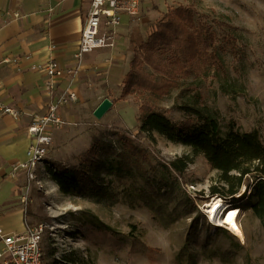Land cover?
<instances>
[{
	"label": "rangeland",
	"instance_id": "1",
	"mask_svg": "<svg viewBox=\"0 0 264 264\" xmlns=\"http://www.w3.org/2000/svg\"><path fill=\"white\" fill-rule=\"evenodd\" d=\"M178 4H193L208 15L206 19L217 35L214 49L224 68L211 69L204 76L190 75L183 80L182 88L173 89L159 101L161 110L170 120L179 121L187 116L179 105L197 106L217 120L222 133L255 129L264 145V0H140L139 14L131 20L144 21L131 27L142 32L131 36L135 42L130 44V58L155 21ZM212 18L223 21L224 28L220 29ZM119 96H111L115 104L101 118L92 114L95 103L70 109L77 115L71 120L65 118L70 124L54 131L35 179L22 180L19 205L25 222L29 226L46 225L41 240L43 264H64L69 259L78 264H264V218L260 219L252 209L257 195L249 194L250 187L256 180L264 179V174L246 177L235 195L239 197L246 189L245 197L233 205L240 209L238 223L244 233L241 240L205 215L204 199L214 197L210 187L226 186L219 181L218 172L209 167L202 154L187 146L157 133H138V102L132 95L124 99ZM123 130L147 151L152 165L150 175L162 176L173 188L171 194L153 197L151 206L139 198L137 203H131L135 192L127 189L125 181L111 175H105V185L115 195L112 201L59 190L47 171L51 162L70 164L76 154L88 147L93 136L111 143ZM175 157L187 159L181 176L162 166ZM259 167L264 170V162ZM184 194L198 199L200 214L185 213L180 203ZM192 218L197 230L187 240Z\"/></svg>",
	"mask_w": 264,
	"mask_h": 264
},
{
	"label": "trees",
	"instance_id": "2",
	"mask_svg": "<svg viewBox=\"0 0 264 264\" xmlns=\"http://www.w3.org/2000/svg\"><path fill=\"white\" fill-rule=\"evenodd\" d=\"M206 16L193 4H178L164 12L155 21L146 39L134 48V55L122 80L119 99L132 95L138 102V133L149 136L157 133L170 142L202 154L209 167L218 172L219 181L226 184L211 186L210 195L220 196L223 200L230 199L228 202L235 205L245 197L243 193L246 189L239 197L235 196L243 180L256 173L264 174V170L259 167L264 162V145L257 130L230 129L222 133L214 117L204 114L197 106L185 103L179 108L187 116L172 121L159 105V101L173 89L182 88L183 80L190 75L204 76L211 69L218 71L224 68L221 57L214 49L217 35ZM212 21L220 29L225 26L217 18H212ZM117 136L111 143H104L100 136H93L88 147L76 154L70 164L51 162L47 171L59 190L64 194L97 201H112L115 195L105 185V175H111L125 181L127 189L135 192L136 197L131 203H137L139 198L151 206L153 197L171 194L173 188L162 176L150 175L152 165L147 151L128 131L123 130ZM186 165V157H175L162 163L164 169L178 176L182 175ZM263 185L264 179H258L249 192L258 197L252 209L260 219L264 218ZM199 198L203 200V197ZM207 198L204 202L208 201ZM197 200L184 194L180 203L186 214H200ZM96 220L107 228L100 220ZM196 230L197 223L192 218L186 239L189 240ZM69 261L78 264L73 259Z\"/></svg>",
	"mask_w": 264,
	"mask_h": 264
},
{
	"label": "crops",
	"instance_id": "3",
	"mask_svg": "<svg viewBox=\"0 0 264 264\" xmlns=\"http://www.w3.org/2000/svg\"><path fill=\"white\" fill-rule=\"evenodd\" d=\"M89 4L90 0H0V226L7 233L23 232L27 226L19 205L26 177L20 172L10 179L6 174L10 163L26 158V126L32 114L45 110L46 74L40 66L49 59L62 68L75 63ZM122 17L114 47L86 53L71 83L66 77L57 79L55 93L70 84L78 95L76 103L61 110L64 118L74 119L77 114L70 109L77 105L91 102L95 108L103 98L120 94L131 59V36L141 31L131 27L144 21ZM3 105L17 109L19 116L3 112Z\"/></svg>",
	"mask_w": 264,
	"mask_h": 264
},
{
	"label": "built area",
	"instance_id": "4",
	"mask_svg": "<svg viewBox=\"0 0 264 264\" xmlns=\"http://www.w3.org/2000/svg\"><path fill=\"white\" fill-rule=\"evenodd\" d=\"M139 11L140 0H90L77 49L73 55L75 63L62 68L54 60L49 59L40 66L46 74L43 82L45 110L32 114L31 121L26 126V133L30 139L25 152L26 158L9 164L6 174L8 178H16L22 172L27 181L34 180L38 165L47 156L54 131L65 124H70V121L62 116L61 110L76 103L78 95L70 84L55 93L57 79L66 77L71 83L80 71L83 56L95 49L114 47L117 28L122 22L123 14L135 17ZM1 108L3 112L15 118L19 116V111L13 107L3 105ZM45 226L42 223L27 225L20 233H7L0 226V264H43L41 240Z\"/></svg>",
	"mask_w": 264,
	"mask_h": 264
},
{
	"label": "bare ground",
	"instance_id": "5",
	"mask_svg": "<svg viewBox=\"0 0 264 264\" xmlns=\"http://www.w3.org/2000/svg\"><path fill=\"white\" fill-rule=\"evenodd\" d=\"M220 196H214L203 205L206 217L217 226L226 227L231 233L244 240V233L238 223L240 209L238 206H230ZM238 208V209H237Z\"/></svg>",
	"mask_w": 264,
	"mask_h": 264
},
{
	"label": "water",
	"instance_id": "6",
	"mask_svg": "<svg viewBox=\"0 0 264 264\" xmlns=\"http://www.w3.org/2000/svg\"><path fill=\"white\" fill-rule=\"evenodd\" d=\"M111 105L112 101L108 97L103 98L101 102L93 109V116L96 118H101Z\"/></svg>",
	"mask_w": 264,
	"mask_h": 264
}]
</instances>
